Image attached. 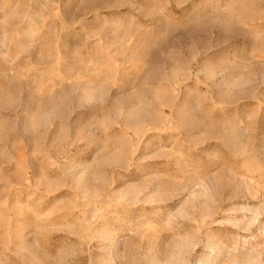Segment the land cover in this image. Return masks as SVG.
<instances>
[{
  "label": "rangeland",
  "instance_id": "1",
  "mask_svg": "<svg viewBox=\"0 0 264 264\" xmlns=\"http://www.w3.org/2000/svg\"><path fill=\"white\" fill-rule=\"evenodd\" d=\"M0 264H264V0H0Z\"/></svg>",
  "mask_w": 264,
  "mask_h": 264
}]
</instances>
